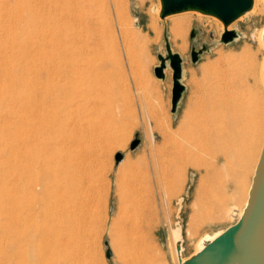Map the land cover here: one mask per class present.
Here are the masks:
<instances>
[{"label": "rangeland", "instance_id": "obj_1", "mask_svg": "<svg viewBox=\"0 0 264 264\" xmlns=\"http://www.w3.org/2000/svg\"><path fill=\"white\" fill-rule=\"evenodd\" d=\"M109 2L110 7L100 9L95 15L100 46L93 44L98 52L93 49L90 55L91 62L99 67L91 64L95 68L96 80L94 77L93 80L100 90L97 99L102 111L98 121L92 124L94 128L87 130L89 135L73 147L88 163L75 230L66 221L56 228L43 216L13 206L7 217L0 219V264H61L67 257L76 258L78 264H179L174 235L178 223L182 226L183 258L187 259L197 251L203 237L215 235L238 221L245 196L233 194L232 190L223 196L216 189L217 182L206 180L203 163L212 159L203 150L204 138L210 133L222 135L230 129L235 117L252 113L256 99H260L259 110L264 113V89L256 75L257 66L264 62V44L262 33L259 34L264 29V4L261 11L232 25L240 33L238 40L223 44L222 25L213 18L190 12L163 20L157 12L161 9L160 0ZM11 3L16 21L15 54L12 61L0 63V179L6 185L7 199L15 197L17 186L12 185L20 175L22 196L27 197L24 182L31 174L30 159L46 142L60 144L62 140L57 133L55 137L54 132L40 131L46 126L51 129L50 125L53 129L59 127L56 106L44 111H38L36 106L35 111L34 101H31L33 108L27 110L21 105L25 79L27 83L33 82L29 83L30 92L40 83L37 74L33 75L36 71L26 75L29 73L25 71L26 65H33V70L37 59L34 52L24 58L27 43L21 40L19 30L23 20L33 19L28 8L30 0H11ZM43 4L45 1L38 0L37 7L42 12ZM42 12H37L41 27L48 18ZM182 19L183 26H177L176 21ZM194 29L198 35L192 41ZM166 30L173 51L184 59L187 90L177 115L171 112L172 69L167 70L165 80L158 79L154 72L160 64L158 55L166 53ZM205 43L213 44L214 48L197 64L192 63V46L199 49ZM246 54L250 55L248 60L244 58ZM12 70L16 77L24 71L21 90L18 80L13 89ZM40 76L44 80L46 74L41 72ZM42 90L40 85L33 93ZM227 93L236 94L238 101L233 99L234 95L226 97ZM221 95L233 101L227 103L228 99ZM219 96L226 100L228 108ZM216 99L220 107H225L223 113ZM232 102H237L235 108L237 105L240 110ZM226 117L232 118L226 120ZM137 139L141 143L132 151L131 145ZM118 154H123L124 159L117 166ZM223 199H227L233 215L230 211L224 215L218 209ZM108 248L113 251L111 260L106 257Z\"/></svg>", "mask_w": 264, "mask_h": 264}, {"label": "bare ground", "instance_id": "obj_2", "mask_svg": "<svg viewBox=\"0 0 264 264\" xmlns=\"http://www.w3.org/2000/svg\"><path fill=\"white\" fill-rule=\"evenodd\" d=\"M43 1H45V5L43 4L44 7L42 10L45 16H48V18L50 17V20L46 17L47 19L45 18V25L41 24L43 25V28L39 26V23L41 22H38L39 15L37 12L42 11L37 7L38 0H30L31 9L30 7L28 8L31 11L30 14L33 15V19L29 18L28 20H23L20 23L21 28L19 29L21 32V40H24V43H27L24 49V58L26 59L27 56L32 55L29 53L34 52L33 54L36 57L33 55V60L35 58L37 59V61H34L36 63L34 64L36 65L34 67L36 68L39 66L36 70H34L35 68L31 70L33 65H26L25 71L26 73L29 71H34L33 73H35V71L37 72L33 75L37 74L36 80H38V83H40L43 90L41 93H33L36 88L40 87V85H35L36 88L35 90H32L31 93L29 83L33 82L30 80L31 82L28 81L27 83V78L25 79L26 81L24 87L26 88L24 90V88H22L24 82L22 75L24 71H20V74L22 73V75L17 77L15 76L16 74L13 70L10 74L14 80L12 85L13 89L16 85L15 82L17 80L20 81L19 89L21 90L22 88L21 91L23 95L21 96V99H23L21 101V105L24 109L27 110L33 107L35 109L37 106L36 109H38V111H40V109L41 111H44L45 109H48L47 107H57L59 111V115L57 116L58 121L60 122L59 127L57 129H53V125H50L52 126V128L49 127L51 129H48V126H46L40 129V131H43L46 134L49 130L54 132V136L56 135L55 133H57L59 134L60 139H62V142H59L61 145L55 144V142H46L44 147L41 146V151L36 152L34 157L30 159L31 166L28 167V172L31 174L28 175L26 181L24 182L27 194L26 198H23L22 196L23 189L21 188V185L23 178L21 175L17 178L16 183L12 185L17 186L15 197L12 199H7L8 195L6 193V185L0 179V219L7 217L11 207L14 206L18 210L25 208L31 215L36 214V216H43L49 222L51 221V224L54 223L56 228L60 227L62 223L66 221L71 225V230L74 231L76 213L80 208L81 196L84 192L83 181L85 179V175L87 174L86 168L88 163L73 147L79 145L84 136L89 135V133L87 135V130L94 128L92 124L98 121L102 111V105L97 99L100 90H98L99 88L97 87V83L93 80V75L95 73L93 70L99 67H96V64L91 62L90 55L91 51L93 49L95 50V47H98L100 43L97 42L99 41L96 36L98 33L96 34L95 32V25L97 24V18L95 15L98 11H100V9L110 7L108 6L110 2L109 0ZM263 4L264 0H254L252 13L254 14L261 11ZM13 13L14 6L11 3V0H0V63H6L8 60L12 61L14 59L16 21L13 17ZM196 13L206 18L215 19L221 23L222 30L225 29L224 24L216 17L203 15L198 12ZM44 15L42 16L43 18L41 17L42 19H44ZM30 19H32V21ZM41 21L42 23L44 22V20ZM183 23H185L183 19L176 21V24L179 27L183 26ZM188 25L189 23L186 25L187 28ZM177 29L180 31L184 28ZM227 29L231 30L232 26H229ZM185 34L187 35V33ZM177 35L179 36V33ZM260 37L263 39V33ZM180 38L183 39L182 36ZM93 44L97 46L94 45V47ZM179 47H182V45ZM97 50L98 49L95 51L98 52ZM246 55L244 58L246 57V60H248L250 55ZM27 59H29V57ZM33 60L28 61L31 63ZM91 64H95V68H93L94 65L92 67ZM98 71L99 70H96V72ZM41 72L46 74L44 80L41 79ZM29 74L30 72L26 74L27 77ZM256 75L258 83L262 85L264 89V62H262L260 66H257ZM228 80L229 79H227V81ZM231 81L232 79H230V82ZM228 82H226V84ZM229 87H231L230 83ZM226 89L229 91L230 88ZM223 91L225 92V90H222V92ZM210 92L212 93V90ZM34 95L36 96L33 99ZM233 95L231 96L228 94L225 96H231L233 98ZM215 96L218 97L217 94H215L214 97ZM221 96H219V98ZM234 96L235 97L233 99H235L237 95L235 94ZM232 98H226L228 101L225 99L223 100V98L222 100H219L221 103L223 102L222 104H224L225 101L229 103ZM31 101H34L32 103H34L35 106H31ZM235 101L238 100L235 99ZM226 102L225 106L228 108ZM210 103L211 101L209 104ZM216 103L217 105L219 103V101L217 102V99ZM235 103L237 104V102ZM235 103L232 102V104H234V108ZM259 103H261L260 99H256L255 110L252 113H246L245 115L235 117L232 112V116L235 117L231 122L232 125L230 129L224 130L222 135L219 134L220 136H215L213 133H210L206 138H204L205 146L203 150L207 152L212 159L210 162L203 163L206 166V180L212 181L213 183L217 182L216 189H218L223 196L231 190L233 194L239 195L243 193L245 196V203L238 214V220L242 218L247 207L250 197L249 194L253 185V177L256 175L264 150V113L259 110ZM220 108L221 112V110H223L222 108L225 107ZM237 108L238 106L236 105L235 109L238 111L239 108ZM218 110L216 109L214 111ZM228 118L231 119L232 117ZM225 119L229 120L227 117ZM53 120L56 121L55 118ZM223 126L225 125L223 124ZM203 130L204 128L202 131ZM164 131L162 132L165 135L166 133H164ZM204 131H206V129ZM209 132L210 131L207 133ZM56 143H58V141ZM217 207L224 215L229 211H232L230 210L231 206L227 202V199L220 201ZM234 208L235 207H233V209ZM231 214L233 215L232 212ZM61 264H78V261L76 258L67 257Z\"/></svg>", "mask_w": 264, "mask_h": 264}, {"label": "water", "instance_id": "obj_3", "mask_svg": "<svg viewBox=\"0 0 264 264\" xmlns=\"http://www.w3.org/2000/svg\"><path fill=\"white\" fill-rule=\"evenodd\" d=\"M161 9L157 10L161 19L190 12L213 16L225 26L222 30L220 42L230 44L239 39L240 33L231 29L236 21L249 18L252 13L254 0H160ZM263 33L264 29L259 33ZM198 30L191 32V40L195 41ZM166 53L159 54L160 64L155 67V76L165 80L167 70L173 71L172 110L177 115L180 103L187 90L184 84V59L180 53L174 52L170 43L168 31H165ZM264 44V42H263ZM214 48L213 44H202L199 49L195 45L191 49L192 63L197 64L205 53ZM264 49V46H263ZM139 139L131 145L134 151L140 145ZM124 155L116 157L117 166L123 161ZM245 212L240 220L227 229L212 236H205L197 245V251L189 258H183L182 226L176 225L174 235L176 238V252L179 264H264V150L261 160L253 177V185ZM109 247V242H106ZM108 260L113 258V251H106Z\"/></svg>", "mask_w": 264, "mask_h": 264}]
</instances>
